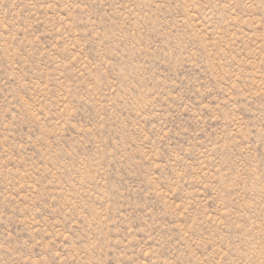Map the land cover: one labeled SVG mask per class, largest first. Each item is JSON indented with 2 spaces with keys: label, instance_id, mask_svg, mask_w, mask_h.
I'll return each mask as SVG.
<instances>
[{
  "label": "rangeland",
  "instance_id": "374dc122",
  "mask_svg": "<svg viewBox=\"0 0 264 264\" xmlns=\"http://www.w3.org/2000/svg\"><path fill=\"white\" fill-rule=\"evenodd\" d=\"M0 264H264V0H0Z\"/></svg>",
  "mask_w": 264,
  "mask_h": 264
}]
</instances>
